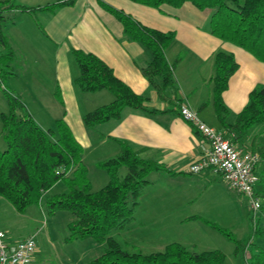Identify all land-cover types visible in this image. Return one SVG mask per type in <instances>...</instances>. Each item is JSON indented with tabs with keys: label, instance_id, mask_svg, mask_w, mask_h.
<instances>
[{
	"label": "crops",
	"instance_id": "0c3cea01",
	"mask_svg": "<svg viewBox=\"0 0 264 264\" xmlns=\"http://www.w3.org/2000/svg\"><path fill=\"white\" fill-rule=\"evenodd\" d=\"M54 1L13 0L27 7H42ZM101 2L123 10L145 26L174 32V39L165 48L166 59L173 64L174 77L168 98L160 99L141 73V67L150 60V53L125 37L121 23ZM6 14L4 31L15 53L11 62L13 73L7 83L13 92L23 96L22 101L35 121L36 114L45 112L50 120L63 119L67 123L83 148L82 161L92 156L94 163L88 165L89 170L90 166L95 168L97 162L115 157L123 141L140 157L164 166L165 170L153 172L152 181L165 179V184L171 186L166 190L170 203L175 204L186 220L212 213L216 206L221 209L228 197V190L221 186L225 183L208 171L188 172L189 165L207 150L208 144L178 115L177 107L189 105L207 125L218 126L216 130L223 131L230 139L231 135L221 128L211 101L214 54L219 50L230 52L238 63V69L222 93L228 108L225 119L228 123H233L236 114L246 105L249 92L257 85H264V63L213 36L209 27L210 10H198L190 3L178 8L167 5L152 8L131 0H74L70 5L53 10L20 12L12 9ZM72 48L98 56L117 78L135 93L147 97L145 106L149 111L127 107L117 119L86 127L82 116L111 102L114 95L105 89L84 92L74 86L78 68L71 55ZM260 127L241 140L244 147L257 153L260 151L255 144H262ZM107 180L104 170L94 172L91 178V182ZM9 205L12 207L0 196V227L4 210L12 211ZM245 205L247 207V200ZM235 208L238 212L236 205ZM5 240L13 243L16 239L11 240L6 235ZM36 248L33 264H59L41 257L40 246Z\"/></svg>",
	"mask_w": 264,
	"mask_h": 264
},
{
	"label": "trees",
	"instance_id": "16d2710c",
	"mask_svg": "<svg viewBox=\"0 0 264 264\" xmlns=\"http://www.w3.org/2000/svg\"><path fill=\"white\" fill-rule=\"evenodd\" d=\"M74 0H55L42 7L18 5L13 0L0 2V80L13 73L11 62L15 53L4 31L8 20L6 12L53 10L70 5ZM152 8L167 5L173 8L190 3L198 10H210V33L223 42L241 48L256 60L264 63V0H131ZM102 7L115 16L122 25L125 37L141 44L150 53L149 62L141 67V73L154 88L160 99H166L174 85L173 64L165 56L166 46L174 39V32H163L141 24L121 9L101 2ZM78 68L74 86L84 92L108 90L114 99L82 116L88 128L120 117L125 108L149 111L147 97L135 93L126 83L117 78L104 61L91 52L71 49ZM211 101L221 128L230 134L233 143L240 145L250 128L264 122V85H257L248 94L246 105L236 114L234 122L225 119L228 108L222 93L228 80L238 69V63L230 52L219 50L214 54ZM8 111L0 114V137L5 148L0 149V196L6 199L17 212H23L58 181H65L68 191L47 197L45 207L53 213L69 211L73 218L68 224L69 240L94 238L103 252L84 264H226V256L220 250L195 251L172 242L162 251L142 253L137 249L123 247L113 236L134 219L139 198L149 183L148 174L165 170L164 166L147 160L126 142L120 141L115 157L98 162L108 173V182L93 190L87 168L82 162L83 148L75 139L63 119H56L54 127L42 128L27 111L19 95H11L4 88ZM254 151V150H252ZM264 159V150L259 153ZM125 168L121 175L119 170ZM259 178V182H260ZM258 182V183H259ZM258 185V184H257ZM255 192L264 197V188ZM262 192V193H261ZM261 193V194H260ZM264 209V200L262 201ZM214 225V224H212ZM219 228V227H218ZM253 235L263 234L257 228ZM235 250L244 255L246 264H264V248L251 249V236L234 240ZM247 253V254H248Z\"/></svg>",
	"mask_w": 264,
	"mask_h": 264
},
{
	"label": "rangeland",
	"instance_id": "374dc122",
	"mask_svg": "<svg viewBox=\"0 0 264 264\" xmlns=\"http://www.w3.org/2000/svg\"><path fill=\"white\" fill-rule=\"evenodd\" d=\"M8 77L7 75L5 79L3 75L0 80V114L8 111L4 88L10 91L11 95L16 94L7 83ZM19 97L23 96L20 94ZM41 114H36V121L41 127L48 129L52 125L54 126L55 121L50 120L48 113L41 112ZM43 116L47 118H43ZM257 126H261L262 129L260 137L262 144L259 142L255 145L261 153L264 150V124L260 123L252 126L249 134L253 133L255 128H258ZM215 129H218V126ZM5 146L3 139L0 137V149H4ZM241 146H243L242 143ZM82 162L87 168V175L88 172L90 173L88 179L93 187L92 189L102 188L108 180L99 183L98 181L91 182V178L93 179L94 172L106 170L100 167L98 162L95 164V168L90 166L89 170L88 165L94 163L90 155L86 156V159ZM124 172L125 168L121 167L119 173L122 175ZM153 172H150L147 176L149 183L139 198L138 206L133 215L135 219L122 230L112 232V236L123 247L134 248L147 254L162 251L167 244L177 242L195 251L220 250L226 256V264H246L245 258L249 257L248 252L243 255L242 252L235 250L236 243L234 240L241 241L251 236L254 242L251 246L253 251L257 248H264V235L259 233L253 235L250 212L245 205L246 199L243 195L230 189L226 184L220 183L228 190L226 203L223 204L221 209L216 206L212 213L209 212V214H202L186 220L183 214L178 212L175 204L170 203L166 194V190L171 186L168 187L165 184L164 178H162L164 180L158 179L157 181L155 179L152 181ZM256 174L261 180L257 185V190L261 191L264 188V159L256 166ZM170 184L172 183L170 182ZM67 191V184L65 181L60 180L38 202L30 204L23 212H17L9 205L12 211L4 210L0 228L11 240L24 239L29 234L35 233L33 237L35 244L40 246V256L51 262L84 264L99 256L103 252V248L94 238L68 239L70 234L68 224L73 218L69 211L58 210L51 213L45 207L48 196ZM261 199L263 201L264 197H261ZM234 203L238 212H236ZM259 225L261 226V222Z\"/></svg>",
	"mask_w": 264,
	"mask_h": 264
},
{
	"label": "built area",
	"instance_id": "2783aa9c",
	"mask_svg": "<svg viewBox=\"0 0 264 264\" xmlns=\"http://www.w3.org/2000/svg\"><path fill=\"white\" fill-rule=\"evenodd\" d=\"M177 112L208 144L207 150L189 165L188 172L200 174L208 171L230 189L243 195L247 200L253 230H264L262 199L255 192L259 182L256 174V166L260 161L259 153L233 143L225 137L223 131L207 125L189 105H179ZM5 237V232L0 230V264H33L32 259L36 252L33 236L13 243H8Z\"/></svg>",
	"mask_w": 264,
	"mask_h": 264
}]
</instances>
